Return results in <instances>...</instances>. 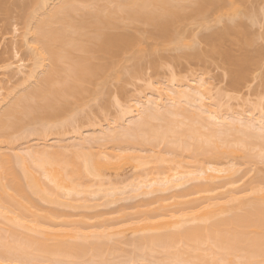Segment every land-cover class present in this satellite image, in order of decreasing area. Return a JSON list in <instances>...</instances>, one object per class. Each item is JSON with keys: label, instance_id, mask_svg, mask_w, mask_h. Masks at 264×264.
<instances>
[{"label": "bare ground", "instance_id": "obj_1", "mask_svg": "<svg viewBox=\"0 0 264 264\" xmlns=\"http://www.w3.org/2000/svg\"><path fill=\"white\" fill-rule=\"evenodd\" d=\"M10 2L13 5L19 3L21 9L27 6L23 8L25 11L33 0H0V8L7 3L11 5ZM71 2L78 5L95 3L101 7L96 10L78 8L68 13L64 21L51 27L41 51L45 60L40 65L44 67V63H47L50 67L37 79H34L37 77L34 63H25L27 60L33 62L35 54L24 44L26 57L24 55L17 60L19 50H14V60L8 58L5 66L7 69L13 67L8 69L12 70L13 76H16L15 72L22 76L21 79L19 77L21 81L18 86L1 94L0 131H3L6 114L14 127L23 128L28 125L32 113L31 100L34 93L43 86L46 76L61 73L65 67L75 70L90 63L93 50L85 28L104 29V45L124 43L122 32L115 27L122 15L120 8L104 6L131 3L172 5L187 0ZM202 2L209 6L236 4L240 6L243 16L249 17L251 21L255 18L253 13H247L246 7L243 10L245 0ZM163 11L167 14L166 19L154 30L155 35L149 37V43L157 40L161 45L175 41L178 44L185 40L183 31H187L189 22L192 26L193 14L180 8H165ZM226 11L224 8H210L209 15L215 17ZM225 20L230 23L227 16ZM61 24L64 26L61 27ZM215 36L218 39L217 33ZM210 39L214 41L215 38L213 36ZM29 43L35 41L29 40ZM230 54L227 53L225 57H230ZM244 64H238L239 72L237 70V75H233L237 76L236 80L233 79L241 84L248 77ZM122 65L113 58L106 64L105 72L109 75L114 73L116 80H120L116 70L119 73ZM201 80H196V84L192 80L189 81L191 84L185 81L183 84L179 79L177 81V77H171L170 85L154 86L142 100L135 102L141 105V108L133 109L140 114L137 119L124 124L121 118L117 121L119 124L115 122L114 126L111 123L105 128L100 126L101 129H95L90 140L75 137L77 141L70 144L74 147L70 151L60 149V146L50 150L49 147L54 144H43L42 148L28 151L27 155L16 152L6 157L0 156V264H213V261L220 259L231 261L238 257H251L254 253L258 255V247L250 246L249 241L258 240V226L253 220L258 217L259 209L248 211L247 205L234 209L226 204L237 203L238 198H246V193L253 192L261 185V176H257L241 191V185L236 186L239 181L234 178L238 163L253 164L264 153L261 103L247 109V113H250L245 114L247 116L238 110L236 114L232 107H228L231 112L228 109L226 111L220 98L212 93L213 87H208L210 84L206 81L200 84ZM49 115L58 117L59 113L51 112ZM31 141L36 142L38 139L21 138V142ZM144 150L148 153L145 154ZM238 158H241V162H238ZM226 162L228 166L224 165ZM128 165L133 166V170L141 166L144 169L136 171L143 172L135 176V171L129 175V179L125 176L122 178L125 175L123 170ZM117 176L120 178H111ZM190 181L193 184L187 186ZM219 189L227 190L219 194ZM126 190L130 193H124ZM158 193L156 198L154 195L149 196ZM202 193L212 194L203 196L204 199H200L202 196L194 197ZM135 194L138 197L148 196L150 200L140 199L142 205L148 208L140 206L137 213L129 211L133 217L140 215L135 216L132 223L125 217L128 211L126 208V212L120 209L125 212L121 220L118 217V221H115L116 218L112 216L110 220L107 219L111 223L107 224V221L100 226H91L83 219L76 225L69 219L73 213L55 206L91 208L111 202L113 204L118 199L120 201V198L133 199ZM173 199L178 207L171 208L175 206L169 203ZM153 201L157 204L161 202L162 206H152L155 204ZM137 207L133 206L134 211H137ZM241 209L243 215L234 214ZM117 214L119 216V212ZM69 220L73 224L70 225ZM217 233L221 234V242L213 248L209 239L215 242Z\"/></svg>", "mask_w": 264, "mask_h": 264}, {"label": "snow or ice", "instance_id": "obj_2", "mask_svg": "<svg viewBox=\"0 0 264 264\" xmlns=\"http://www.w3.org/2000/svg\"><path fill=\"white\" fill-rule=\"evenodd\" d=\"M83 7L96 10L101 6L95 3L78 5L71 0H33L22 16H18L14 20L5 19L8 31L18 41L23 38L24 44L35 54L34 61L30 62L34 63L37 69V77L34 79L44 75L50 67L47 63H44V67H40V65L45 60L41 51L51 27L57 22L64 21L71 11ZM104 7L120 8L122 15L115 27L122 32L124 43L104 45L102 44L105 38L104 29L85 28L93 50L90 63L75 70L65 67L61 73L46 76L43 86L34 93L31 100V119L26 127H14L8 115H5L3 131H0V156L6 157L11 155L13 150L19 149L22 137L38 139L43 143L45 137L51 138L57 133L67 132L75 135L78 139L90 140L92 139L90 136H85V133L90 131V123H95L97 120L111 122L113 119L119 121L121 118L126 121L137 119L140 114L133 109H139L141 105L135 104V101L142 100L146 95L143 87L153 74L151 62L162 52L160 41L153 40L152 43H149V37L155 35L154 30L166 19L167 14L163 11L165 8L185 9L194 16L191 31L188 33L190 39L181 40L175 45L177 49L180 51L185 49L206 51L209 63L224 72L226 78L232 75L234 67L249 58L248 54L252 50L259 48L260 57L256 65L259 71L255 73V76L261 85V91L264 92V0H261L262 15L260 16L258 38L254 31L244 23L245 17L242 15L240 6L236 4L221 3L209 6L202 0H187V2L172 5L131 3ZM210 8H224L227 11L213 17L209 15ZM248 8L250 9L251 6ZM141 9L144 11H140ZM150 9L154 11H148ZM225 16L230 23L225 21ZM209 21L207 31H205V24ZM252 22L255 23V18L252 19ZM217 24L221 26L214 27ZM13 25L15 28L12 27ZM63 26L61 24V27ZM213 32L230 38L233 46L230 64H224L217 59L223 55L224 45L221 40H217L213 45L210 39V34ZM29 40L35 41V43H29ZM145 44L148 45L149 51H145ZM152 44H155L156 47L153 48ZM113 58L124 62L128 67V76L125 79L131 78L135 83V78H140L141 82L136 85L140 91L132 89V95L127 99H122L119 94V90L124 87V80L117 82L114 75L105 72L106 64ZM19 59L20 57L17 56V60ZM176 71V68L169 67V73L173 79H175ZM247 78L252 79V76ZM201 83L203 84L204 81L201 80ZM106 101L109 102L106 103ZM130 101L132 103H129ZM51 112L59 113V116L49 115ZM260 112L261 124L264 125V96L261 97ZM59 117H63V119ZM246 171H252V167H248ZM260 176V187L251 193H246V198H238L237 203L231 205L234 209L241 205H247L248 211L259 209L258 217L253 220V223L258 226V240L249 241L250 246L258 247V255L254 253L251 257H238L231 261L220 259L213 261V264H264V153L260 156ZM234 214L243 215V209ZM216 236L215 242L211 238L209 239V244L213 248L221 242V234L217 233Z\"/></svg>", "mask_w": 264, "mask_h": 264}, {"label": "rangeland", "instance_id": "obj_3", "mask_svg": "<svg viewBox=\"0 0 264 264\" xmlns=\"http://www.w3.org/2000/svg\"><path fill=\"white\" fill-rule=\"evenodd\" d=\"M247 2L245 0V3H246V4L244 3L245 6L242 5L243 6L242 7L243 10H244V7H246L247 13L248 14H249V12L251 14L253 13L255 18H256V20H258V22L256 21L255 23H253L249 19V17L244 16L245 17L244 23L246 25H248L251 30L254 31V33L256 34V36L258 38L259 37L260 16L262 15V13H261V0H252V2H251V0L250 1L247 0ZM10 3H12V2H10ZM15 4L13 5V3H12L11 5H9V3H7V5H6L7 7H5V5H3L4 7L3 8L1 7L2 9L0 8L1 9L0 10V98H2L1 94H3L4 92L6 93V91L9 88H12L14 86H18V84H20L19 81H21V80H19V77L22 76V75L18 76L16 74V72H15L14 74L16 76H13V72H11L12 70H8V69H11L13 67H9L8 69L6 68L7 66H5V64L8 63V61H7L8 58H9L10 61L12 59L14 60V57H13L14 50H19V54H20L19 57H22L25 54H27L26 46L23 43V39L21 38L19 41L16 40L14 38V36L8 31V25H6L5 22H4L5 19L14 20L18 16H22L25 13V11L27 10L26 9L25 11H23L24 10L23 8L27 7V6L24 5L22 7V9H21V6L19 5V3L18 4L15 3ZM241 4H243V3H241ZM248 6H251V8L249 9ZM225 21H227V20H225ZM208 23H210V22H208ZM188 24L189 25L187 26V31H183V33L185 32V34H186V32L189 33L191 31V27H192L190 25L191 23L189 22ZM220 26L221 25H219V24L214 25V27H217V28H219ZM12 27L15 28V25H13ZM184 30H186V28ZM205 31H207V27L205 28ZM117 32H119V31H117ZM185 34L183 35V37H185V39H190V36L187 35V34L185 35ZM215 35H216L215 32L210 34V38L213 39V36L215 38L214 41L211 40L212 43L215 45L216 41L221 39V41L223 42L224 48H225L224 50H226V51H224L226 53H223V55L221 57H218L217 59L219 61H221L222 63H224V64H230L231 63V58H232V50H233V46L231 44L230 38L227 37V36H222V35H218L217 34L218 35V39H217V37ZM223 37L224 38L226 37V38L224 39ZM176 42L177 41H175V43L171 42L172 44H169L170 42L169 43H165L164 42V44L161 45L162 46L161 54L158 57H156V58H154L152 60L151 63H152V72H153V74L151 75L150 79L144 84V87H143V91L146 94L150 93L154 86H158V85H162V84L163 85H167V84L170 85L169 83H171L170 80H171L172 76L169 73V67H174V68L177 69L176 74H175V77H177V81L179 79L180 81L183 82V84H184V81L189 83V84H191L194 79H195L194 82H193L194 84H196L195 81L199 80V79H203L204 83H205V81L207 83H209L210 85L209 86L206 85V86H208L210 88L213 87L212 88L213 89L212 93L215 94V96H217L218 99L220 98V102H222L221 104H224V105H222L224 108L223 107L222 108L224 110H226V111H227L228 107H232V110H236V111H233V112H236V114L239 111V112H243L244 113L243 116H247L248 114L250 115V113H247V111H246L247 109H250L251 106L254 105V104L258 105V103H261V97L264 96V92L261 91V85H260V83L258 82V79L255 76V73L259 71V68L256 66L258 61H259V57H260L259 48H256V49L252 50L248 54V56H250L251 58L249 57L245 61V64L242 63V64H244L247 67V69L245 71V72H247L246 76H252V79H248L247 77H245V79H244L245 82H244V80H241V81L244 82V83L241 84V82L235 81L237 76H235V77L233 76V75H237V73L239 72V70H238L239 67H240L239 65H237L239 67L236 66L237 68L234 67L232 69V75L229 78H226L225 75H224V72L219 71L215 65L209 63L206 51H201L199 49H185L183 51H180L175 46V44H177ZM165 45H170L171 47H163ZM15 47H17V48L15 49ZM152 47L155 48L156 45L152 44ZM144 49H145V51H149V48H148L147 44L144 45ZM196 51L198 52V55H196L197 54ZM193 53H195V55H193ZM227 53H229V54L231 53L230 55H228L230 57H225V56H227L226 55ZM25 57H26V55H25ZM25 63L28 64V63H30V61L28 62V60H27V62H25ZM120 63L123 64L122 65L123 67L121 66L122 68H119V73H117L118 70L115 69L117 76L119 75V77H120V80H117V82H120L121 80H124V87L119 90V94H120L122 99H127L128 96L132 95V89H135L136 91H140V89L136 88V85L139 84L141 81H140L139 77L135 78V83H133L131 78L125 79V77L128 76V67L126 66V64L124 62L120 61ZM117 67H120V66L118 65ZM237 70H238V72H237ZM20 74H22V73H20ZM209 76H211V79H209ZM114 77H116V76H114ZM20 79H21V77H20ZM117 79H119V78H117ZM191 80H192V82L190 83L189 81H191ZM233 82L238 83V85L235 84V83L233 84ZM200 84H201V82H200ZM239 84H241V85H239ZM235 85H237V86H235ZM158 87H161V86H158ZM114 95H115V93H114ZM108 102L109 101H106V103H108ZM129 103H132V102L130 101ZM229 105H231V106H229ZM192 108H193V106H192ZM228 111L231 112V110H229V109H228ZM245 114H247V115H245ZM240 115H242V113ZM61 119H63V117H61ZM123 121H124V124H126L125 122H127V121L125 119ZM115 122H116V124L117 123L119 124V122H117V120H115V119H113L111 122H108V121L101 122V121L97 120L95 123H90V131L86 132L85 136H91V135L95 134L94 133L95 129H97V128L101 129L100 126L105 128L110 123H111V125L114 126ZM121 123H122V126H123L122 120H121ZM75 137H76L75 135H71V134H69L67 132H62V133L55 134L51 138L46 137L44 139L43 143H41L40 140H38L36 142H34V141L33 142L32 141L31 142H26V143L25 142H20V148L13 150L12 155L16 154V152L20 153L22 155H27L28 151L34 150V149H37V148H42L44 146L43 144H45L46 146H47V144H51V146L54 144L52 147H49L50 150L53 149V148L54 149L58 148V146H60L61 147L60 149H65L66 151H68V150L70 151L72 148H74L70 144H73V142L75 143L77 141V139ZM108 145H110V144H108ZM108 147L111 148V145L108 146ZM93 149L97 150L96 148H93ZM114 150H116V148H114ZM117 150H118V148H117ZM134 151H136V150H134ZM122 152H124V151H122ZM147 153L145 151V154H147ZM141 154L144 155V153H141ZM240 159L241 158H238V162H241ZM256 160H255V162L253 161L254 163L252 162L253 164H250V165H248L249 163L246 164L244 162H243V165L241 163H238L239 165L237 164L236 167L238 168V171L235 173L234 178H236L239 182L236 183L237 184L236 186L241 185L242 189H244L245 186L246 187L249 186V185L247 186L248 182H250V181L252 182V179H254L255 177L257 179V176L260 177V160H258V159H256ZM224 165L228 166L227 162H226V164L224 163ZM128 166H131V165H128ZM128 166H125L126 170L123 168L124 169L123 173L125 175H122L121 176L122 178H125V177L128 178L129 175L135 173L136 169L138 170V169H142L143 168V167L141 168V166H140L139 168L136 167L135 170H133L132 169L133 166L129 167L130 169L126 168ZM248 167H252V171H246V169ZM128 169H129V171H128ZM124 171H126L128 176H126V173ZM132 171H133V173H132ZM138 172H139V174H138ZM141 172H143V170L136 171V173L134 175L136 176L138 174L137 176H139ZM134 175H132L133 178L135 177ZM132 176H130V179H132L131 178ZM118 177L120 178V176H117L115 178L111 177V178L113 180H115ZM256 179L253 180V181H256ZM198 181H200V180H198ZM201 181H203V180H201ZM192 182L194 183V180ZM192 182L191 181L188 182L187 186L190 185V183L193 184ZM195 182H196V180H195ZM238 187H240V186H238ZM230 189H232V187H230ZM240 189L241 188H238L237 190H240ZM131 190L132 189H130L129 191L131 192ZM145 190H146V188H145ZM226 190L227 189H221V190L219 189L217 191V193L220 194L221 191L225 192ZM126 191L124 193H128L129 192V191H127V192ZM160 193L162 194V192H160ZM213 193H216V192H213ZM132 194H133V192H132ZM138 194H135V196H137ZM211 194L202 193V194H198L197 196L194 195V197H198V196L201 197L202 196L200 199H202V198L204 199L203 196L207 197V195H211ZM236 194L239 195V193H237V192H236ZM153 195L155 197V195L158 196L159 193L158 194H152V195H149V196L151 197ZM135 196H133L134 197L133 199H131V197H130V199L128 200V198H129L128 197V198H124L125 200H123V198L121 200V198H120V201H118L119 199L117 200L118 202L114 201L116 203L113 202V204H111L112 203L111 202L108 205H102V206L98 205L97 207H91V208L90 207L72 208V207L61 206V205H55V206H57L62 211L64 209L65 212L68 211L71 214L73 213V216H71L69 219L74 221L76 225H79L81 223L80 220L84 219V221L86 220L85 222H87L86 224H88V225L91 224V226L92 225H99L100 226L104 222L106 223L107 221H108L107 224L111 223V222H109V220H110L109 218L112 217V216H113L112 218H114V217L116 218L115 221H118V219H117L118 217L119 218L120 217L124 218L123 215H125V212L127 211V209H128V211L126 212L127 213L126 215L127 216L129 215V217H127L126 215H125V217H126V219L129 218L130 221H128L129 219L127 221L132 223L133 221H131V220L135 219V216L136 217L140 216V215H135L133 217V215H131L132 213H134V212L137 213L138 210L141 209V207L142 208L144 207V209L148 208L147 206L145 208V206L142 205V201H141L142 199L144 201V198L146 200H148L149 199L148 196H146V197L145 196L144 197L143 196H139L140 198L138 196L135 198ZM81 197H83V196H81ZM95 197H97V196H95ZM89 199L92 200V197H89ZM188 199H191V198H188ZM188 199L186 198V200H188ZM192 199H193V197H192ZM138 200L141 202V205L139 204L140 202ZM183 200L184 199H182L181 201H183ZM181 201H179V202H181ZM89 202H91V201H89ZM153 202L155 203V201H153ZM175 202H176V200L173 199V201H170L169 203H171V206H172V204L173 203L175 204ZM177 202H178V200H177ZM41 203H43V205H48V204H44L45 202H41ZM152 203H151V205H152ZM143 204H144V202H143ZM158 204H161V202L158 203ZM158 204L155 203L152 206H156L157 207ZM232 204L233 203L231 202V203H228L226 205H232ZM137 205H138V207H137L138 209H137V211H134L135 208H133V206L136 207ZM177 205H178V203H177ZM177 205L175 204V206H172L171 208L176 207ZM122 206H123V208H121ZM161 206H162V204H161ZM161 206L158 205V207H161ZM129 207H130V209H129ZM139 207H140V209H139ZM151 208H153V207H151ZM171 208H170V205H169V209H171ZM120 209L123 210V211L125 210V212L124 213H123V211L121 212ZM117 211L119 212V216L117 214L118 213ZM129 211L130 212L133 211V212L129 214ZM122 218H120L119 220H121ZM107 219H109V220H107ZM71 220H69V221H71ZM72 221L69 222L70 225L73 224ZM113 221H114V219L112 220V222ZM78 222H80V223H78ZM130 223H129L128 226H130ZM126 224H128V223H126ZM127 233H129V232H127ZM130 236L132 238L131 234L129 235V237Z\"/></svg>", "mask_w": 264, "mask_h": 264}]
</instances>
